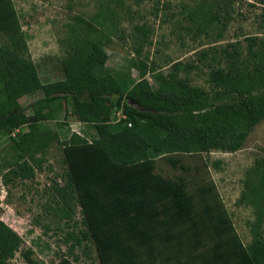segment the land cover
Instances as JSON below:
<instances>
[{"label":"trees","instance_id":"obj_1","mask_svg":"<svg viewBox=\"0 0 264 264\" xmlns=\"http://www.w3.org/2000/svg\"><path fill=\"white\" fill-rule=\"evenodd\" d=\"M110 15L107 6L88 19L76 15L65 39L64 77L43 82L26 56L13 0H0V33L6 35V43L0 45V131L16 130L13 142L18 151L8 173L32 178L34 156L59 142L66 170L63 186L55 188L62 203L55 212L70 218L74 197L85 225L79 235L67 232L65 240H72L69 254L91 239L100 264H183L198 250L232 236L234 226L213 181L163 176L155 171V158L175 152H233L243 145L264 120V37L248 36L244 56L234 43L199 52L213 92L179 77L178 70L185 67L181 62L167 73H153L158 81L153 88L147 78L150 70L141 60L130 63L138 68L137 80L105 66ZM133 29L135 52L140 54L150 31L146 24ZM125 83L131 84L126 94L131 102L117 98L108 105L106 96ZM36 90L42 91L40 98L26 106L19 103L20 97ZM220 91L231 99L218 104L210 100ZM59 98H71L78 120L92 124L95 135L71 132L61 139L58 130L40 124L50 118L45 106ZM112 107L120 110L123 124H113ZM23 125L28 129L21 130ZM243 184L241 197L252 205L255 218L250 243L245 250L234 248L235 256L243 264H264V159L255 160ZM21 243V236L0 219V264H9ZM83 246L86 253L87 245ZM68 253L51 264H74L78 256L71 259Z\"/></svg>","mask_w":264,"mask_h":264},{"label":"rangeland","instance_id":"obj_2","mask_svg":"<svg viewBox=\"0 0 264 264\" xmlns=\"http://www.w3.org/2000/svg\"><path fill=\"white\" fill-rule=\"evenodd\" d=\"M13 3L26 42V56L36 65L43 82L64 77L61 61L66 54L65 39L74 17L80 15L88 19L101 6H107L111 13L104 38L108 54L105 66L137 80L138 68L130 63L141 60L150 70L147 78L153 88L158 86L153 73H167L174 64L181 62L185 67L178 70L179 77L213 92L216 89L208 82L206 61H199V52L212 47L223 49L234 43L244 56L248 36L264 37V0H13ZM137 24H146L150 31L140 54L135 52L138 40L133 27ZM5 43L6 35L0 33V45ZM130 87V83L122 84L111 97L106 96L107 104L117 98L128 101L126 94ZM41 96L42 91L36 90L20 97L19 103L26 106ZM230 99L228 93L221 92L210 100L218 104ZM135 106L147 110L138 104ZM47 111H50V118L40 124L58 130L61 139L71 132L91 138L95 131L92 124L78 120L71 98L49 102L44 108V112ZM111 117L116 126L123 124L124 117L119 109L112 107ZM27 129V125L21 127V130ZM114 131L115 135L119 132L117 128ZM15 134L16 130L0 131V219L11 225L22 239L19 251L9 264H30L31 260L51 264L60 254L69 252L72 240H65L67 232L79 235V231L85 229L82 213L74 197L71 200L74 212L70 218L55 212L62 204L55 188L63 186L66 170L59 142L51 143L34 156L35 161L30 162L35 171L32 178L22 179L8 173L18 155L13 142ZM257 159H264V120L252 128L236 151L175 152L155 158V171L163 176L183 177L189 182L194 179L213 181L234 226L232 236L205 246L182 263L243 264L235 256L234 248L245 250L250 243V224L255 216L252 205L241 194L247 171ZM262 231L264 236V220ZM83 244L87 245L86 253ZM68 255L71 259L78 256L74 264H100L91 239L82 241V246L75 247Z\"/></svg>","mask_w":264,"mask_h":264},{"label":"crops","instance_id":"obj_3","mask_svg":"<svg viewBox=\"0 0 264 264\" xmlns=\"http://www.w3.org/2000/svg\"><path fill=\"white\" fill-rule=\"evenodd\" d=\"M93 135H95V131H93V132L91 133V136H93ZM10 226H11V225H10ZM182 261H184V259H183ZM186 262H189V259L186 260ZM183 264H184V262H183Z\"/></svg>","mask_w":264,"mask_h":264}]
</instances>
